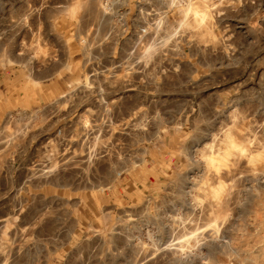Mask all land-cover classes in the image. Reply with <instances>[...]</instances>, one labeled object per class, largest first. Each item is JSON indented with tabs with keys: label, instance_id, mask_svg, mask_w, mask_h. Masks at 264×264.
Returning a JSON list of instances; mask_svg holds the SVG:
<instances>
[{
	"label": "rangeland",
	"instance_id": "374dc122",
	"mask_svg": "<svg viewBox=\"0 0 264 264\" xmlns=\"http://www.w3.org/2000/svg\"><path fill=\"white\" fill-rule=\"evenodd\" d=\"M193 1L0 0V264H264V0Z\"/></svg>",
	"mask_w": 264,
	"mask_h": 264
},
{
	"label": "bare ground",
	"instance_id": "6f19581e",
	"mask_svg": "<svg viewBox=\"0 0 264 264\" xmlns=\"http://www.w3.org/2000/svg\"><path fill=\"white\" fill-rule=\"evenodd\" d=\"M172 2L177 6V4L179 5V7L181 8V13H182V15H184V16H182L183 18H182V20H181V22H180V24H178L179 25V27H178V29H177V31L175 32V34L177 33V32H179L182 28H185V27H187L188 25H192L194 28L196 27V26H199L198 28H200V27H203L204 28V26H205V29H203L204 30V33L202 34V37H210V38H214L215 36H214V34H213V32H212V28L210 27V26H207L209 23H211V15H210V12H209V10H208V8H207V6H205V5H203L201 2H199V1H193V0H190L189 2H188V0H187V3H185V2H183V0H172ZM171 4V6H172V3H170ZM173 4V5H174ZM213 5V4H212ZM170 6V7H171ZM174 7V6H173ZM104 8V13H107L108 12V9L110 8H108V6H104L103 7ZM172 8V7H171ZM214 8H215V6H214ZM199 30V29H198ZM202 30V29H201ZM201 30H199V31H201ZM168 37H171V36H168ZM167 37V38H168ZM167 38H166V40H167ZM168 39H170V38H168ZM215 40H216V38H214ZM163 40H165V39H163ZM162 43H163V41H161ZM166 42V41H165ZM85 43H86V41H85ZM152 50H153V48H152ZM150 51H151V48H150ZM150 53V52H149ZM253 133V132H252ZM255 134V133H254ZM251 135V134H250ZM254 136V135H253ZM249 140H251V142L253 143V139H248L247 138V140H244L243 142H240V141H238V140H236L234 137H233V135H232V133H231V131H228V132H226L225 133V137H224V139H223V143H224V145L223 146H220L217 150H215V151H212V152H205L203 155H204V159L205 160H207V166H211V167H214L215 169H216V171H220V168H221V166L223 165V164H226L230 159H231V157H240V156H244V157H246L247 158V160H248V162H250V163H252V164H255L256 163V161L258 160V158L260 157V149H258L257 151H253L251 148H250V146H249ZM247 141V142H246ZM251 143V144H252ZM256 154H255V153ZM93 154H95V153H93ZM89 156H91V155H89ZM93 156V155H92ZM95 156V155H94ZM91 160L93 159V158H90ZM89 159V160H90ZM51 166H53V165H51ZM58 166V165H57ZM57 166H56V163H55V166L54 167H56V168H54V169H57ZM206 166V167H207ZM214 169V170H215ZM50 170V169H49ZM53 169H51L50 171H52ZM54 174V173H53ZM51 175V174H50ZM55 180H57V179H55ZM210 191V192H209ZM208 192L209 193H207V194H209L212 198H214V199H219L221 196H222V194L224 193V191H225V186L223 185V183H221V182H219L217 185H213V187L209 190ZM216 213V215H215V217H218L219 216V212H215ZM185 230V229H184ZM150 234V233H149ZM196 234V233H195ZM195 234H194V236H192V237H188V238H186V239H184V244H182L181 246L182 247H184V246H195L196 245V243L198 242V239H197V237L198 238H200L197 234H196V236H195ZM187 235V234H186ZM193 235V234H192ZM182 239V240H183ZM200 240V239H199ZM180 242V241H179ZM179 242H176V243H179ZM192 242H195V245L194 244H192L191 245V243ZM201 241H199L198 242V244L200 243ZM174 243V242H173ZM173 243H171V245L173 244ZM176 243H174V244H176ZM173 244V245H174ZM178 245V244H177ZM200 245V244H199ZM170 246V245H169ZM180 246V245H179ZM179 246L177 247V248H179ZM180 246V248H182ZM186 246V247H187ZM192 246V247H193ZM197 246V245H196ZM167 247V246H166ZM170 247H172V246H170ZM170 247H167V248H170ZM165 248V247H164ZM190 248V247H189ZM196 248V247H195ZM166 249V248H165ZM173 249V248H172ZM174 249H176L175 247H174ZM197 249H198V247H197ZM170 250H171V248H170ZM184 250V249H183ZM186 250H187V248H186ZM192 250H194V249H192ZM185 251V250H184ZM183 251V252H184Z\"/></svg>",
	"mask_w": 264,
	"mask_h": 264
}]
</instances>
